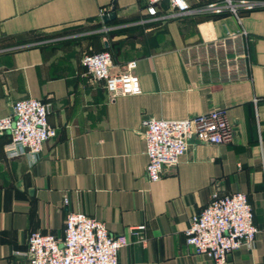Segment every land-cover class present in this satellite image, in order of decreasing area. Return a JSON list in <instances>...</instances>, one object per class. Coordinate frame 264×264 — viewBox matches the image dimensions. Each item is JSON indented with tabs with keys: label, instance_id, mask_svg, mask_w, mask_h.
Returning a JSON list of instances; mask_svg holds the SVG:
<instances>
[{
	"label": "crops",
	"instance_id": "crops-1",
	"mask_svg": "<svg viewBox=\"0 0 264 264\" xmlns=\"http://www.w3.org/2000/svg\"><path fill=\"white\" fill-rule=\"evenodd\" d=\"M187 1L185 14L162 0L152 16L147 0H0V117L33 97L51 103L57 128L37 157L8 156L11 136L0 133V264H29L30 233L63 237L69 210L127 235L122 264H214L188 245L186 229L213 193L236 191L258 233L228 264H264V0L239 16L207 9L220 0ZM102 50L113 73L137 61L140 94L112 100L87 72L84 54ZM217 108L233 140L193 139L177 167L149 181L143 118ZM139 224L142 238L129 230Z\"/></svg>",
	"mask_w": 264,
	"mask_h": 264
},
{
	"label": "built area",
	"instance_id": "built-area-1",
	"mask_svg": "<svg viewBox=\"0 0 264 264\" xmlns=\"http://www.w3.org/2000/svg\"><path fill=\"white\" fill-rule=\"evenodd\" d=\"M147 1L148 13L156 16L157 4L162 0ZM169 2L175 15L190 11L187 0ZM258 5L260 3L253 0H220L208 3L207 9L215 13L231 11L239 16L240 10H252ZM105 11L102 9L101 13ZM82 64L94 79L105 82L112 100L142 92L140 79L134 72L136 60L128 61L124 71L113 73L112 54L102 50L85 53ZM50 111L51 103L38 98H22L13 103L12 113L0 117V133L8 132L11 136L6 145L8 156L29 153L37 157L42 152L44 143L57 135V128L48 119ZM142 128L147 143L146 175L151 182L160 180L167 168L178 166L191 140L206 144L225 143L231 142L235 133L222 108L182 119L145 117ZM145 229V224L129 228L130 233L139 238L143 237ZM257 233L252 206L241 191L213 193L209 204L191 217L186 229L188 245L198 254L210 257L214 264H228L229 255L242 245L251 248ZM128 244L126 234H113L105 222L85 212L69 210L64 236L32 231L27 254L29 264H122L119 252Z\"/></svg>",
	"mask_w": 264,
	"mask_h": 264
},
{
	"label": "water",
	"instance_id": "water-1",
	"mask_svg": "<svg viewBox=\"0 0 264 264\" xmlns=\"http://www.w3.org/2000/svg\"><path fill=\"white\" fill-rule=\"evenodd\" d=\"M113 15V14H112Z\"/></svg>",
	"mask_w": 264,
	"mask_h": 264
}]
</instances>
